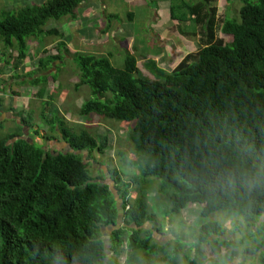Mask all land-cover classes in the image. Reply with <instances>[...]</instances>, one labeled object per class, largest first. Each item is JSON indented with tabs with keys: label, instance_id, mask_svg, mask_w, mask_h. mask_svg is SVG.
Instances as JSON below:
<instances>
[{
	"label": "trees",
	"instance_id": "1",
	"mask_svg": "<svg viewBox=\"0 0 264 264\" xmlns=\"http://www.w3.org/2000/svg\"><path fill=\"white\" fill-rule=\"evenodd\" d=\"M82 1L0 8V42L9 55L4 67L0 64V78L9 64L23 65L29 38L39 48L62 36L58 53L39 48L46 56L20 84L52 83L47 72L54 62L71 56L79 72L76 90L88 86L92 94L79 115L131 127L135 160H122L139 172L106 165L123 208V224L109 231L114 257L107 258L102 228L117 222L115 195L103 172L94 176L92 163L79 155L104 157L108 135L70 126L55 103L49 117L52 95L40 119L57 135L54 139L70 146L69 153H53L21 133L0 137V264H202V245L215 254L237 251L238 264H264V0H228L242 3L241 21H220L213 0H172L179 9L172 4L170 19L179 20L180 32L187 34L181 26L189 15L188 21L203 29L204 45L172 71L160 69L162 78L144 76L132 54L117 69L111 55L72 53L60 30H46L51 20L76 19ZM114 19L108 16L107 30ZM218 29L233 41L219 38ZM14 48L17 54L10 51ZM3 102L0 98V112L12 113ZM29 114L21 126L32 129L35 120ZM154 188L167 196L156 209L147 196ZM132 192L138 196L132 199ZM196 206L203 208V222L187 224L181 211ZM158 213L174 218L161 223ZM216 213L236 216L232 231L208 220ZM175 221L184 227L178 234L167 226ZM147 223L153 227L145 228ZM157 234L172 238L162 242ZM120 253L123 263L116 257Z\"/></svg>",
	"mask_w": 264,
	"mask_h": 264
},
{
	"label": "rangeland",
	"instance_id": "2",
	"mask_svg": "<svg viewBox=\"0 0 264 264\" xmlns=\"http://www.w3.org/2000/svg\"><path fill=\"white\" fill-rule=\"evenodd\" d=\"M171 1L172 0H99V3L105 4V18L108 20V16H116V19L112 20L111 27L108 30L106 22H103L102 27L99 24L91 39H89V36H91L92 32L85 31L84 28L81 27L83 26V23L81 26L75 25L76 22L73 24L71 23L72 21L70 22V20H66V17L61 20H51L48 23L46 30L56 28L63 32L65 35L64 40H71L70 49L72 53L82 50L87 53L93 52V54H97L98 56L111 55V63L117 69H123L127 55L132 54L138 59L139 68L144 76L150 78L159 76L162 78L161 76L164 77L165 74L160 69H164L168 72L172 71L188 53L197 52L204 45L203 29L196 28L194 23L188 21L190 20L189 15H186L187 22H182L184 24L181 26V29L187 34L180 32L179 26L181 24H179V20H175V22L170 19V8L172 4L173 8L178 6L179 9V2L174 1L171 3ZM187 1L190 3H196L200 0ZM213 1V6H217L218 18L220 21L225 18H238L239 21H241L240 11L242 3L240 1ZM8 5H10L9 0H0V8ZM177 12L179 11L177 10ZM131 13L133 14L132 18L135 19L133 21L129 18ZM69 17L71 18V16ZM91 19L93 21H98L97 18ZM78 20H80V18ZM117 25L119 27L118 29H116ZM217 35L219 38H223L227 43L233 41L232 35H224L220 29L217 30ZM30 39L32 43H30ZM61 40L62 36L52 37L51 39H47L44 44H41L39 48L43 45L49 49V54L58 53L57 46ZM34 42L35 41L32 38L27 40L28 53L30 56L33 55V66L31 67L33 69H30L26 73L38 70L40 66V57L46 56L41 53L39 48L35 49L36 44H33ZM0 50L2 51V58H4V48L3 43L1 42ZM14 51L15 54H17L16 48H14ZM38 55L40 57H38ZM1 61V67H4V60ZM3 70L5 69L3 68ZM159 72L160 74L158 75ZM47 74L50 75V81L52 83L46 85L40 84L38 86L26 83L23 86L27 89H21V87L18 86L17 89H14L16 91L10 90V93H7L8 95H4L6 97V102L9 103V107L7 108L4 105V101V108H6V110L12 108V113L14 114L7 112L6 116H4L2 122L4 125L0 123V137L5 138L12 134H20L22 131L23 138L29 140V137L33 136L34 141L43 145L46 150L51 149L53 153L57 151L69 153L71 150L69 149V146L65 144V141L54 139L57 135H55L49 127L42 125L40 119V116L46 107V102L49 101L50 96L53 95L54 98L51 101L54 102H50L47 109L49 117L52 118V111L53 107H55V103L61 116L66 119L70 126L82 127L92 134L98 133L101 135H108L109 147L104 157L95 155L94 160H88L86 153L78 154L82 155L87 163H92L91 170L93 171L94 176L100 177L103 172L104 183L110 185L113 191L116 192L114 190V183L108 172V167L106 166L108 163L119 170L124 169V172L127 174L139 172L136 167H132L128 162H123L122 160V156L129 160H135V155L132 153V143L129 139L131 127L128 124H117L112 121L103 120L98 115H92L89 117H81L79 115L83 102L90 98L92 94L88 86H81L76 90L75 82L78 81L79 72L77 64L71 56L64 58V61L57 60L54 62ZM40 75V72H38L34 76ZM27 76L29 77V75ZM54 77H56V79H54ZM5 87H7V85ZM19 89L23 90L25 93L20 94ZM15 92L18 94L14 95L13 93ZM9 96L11 99L8 98ZM3 100H5L4 97ZM8 113L13 116H10ZM28 114L35 120L34 128L29 129L27 126H21V128V119H23L22 117L27 118ZM35 130L40 131V135H36ZM154 189L155 191L152 192L148 189L147 196L150 207L156 209L154 205L162 202L161 206H163L167 201V196L165 192L162 194L158 192L157 188ZM136 192H132V199L138 196L136 195ZM120 203L122 205V201ZM202 209L201 206L184 209L181 211L180 218H183L187 224L200 225L204 219L201 216ZM178 217L179 216L176 218ZM172 218H174L173 215H171V217H164L162 214L158 213V221L161 223L163 221L166 224L168 220ZM212 219L220 221L228 231H232L230 228H232L236 216L228 213H221L220 215L216 213L208 218V220ZM167 226H173L176 234H178L179 231L184 230L183 225L178 221H175L172 224L168 223ZM171 235H174V233H171ZM171 235L159 236V234H157V238L159 241L167 242V240L172 238ZM109 249L110 244L108 250ZM202 250L205 254L201 259L202 264H238L242 259L241 256L236 253L237 251H223L215 254V252L207 245H202ZM112 255L113 253L110 252V258ZM116 257L123 263L124 253H120Z\"/></svg>",
	"mask_w": 264,
	"mask_h": 264
},
{
	"label": "crops",
	"instance_id": "3",
	"mask_svg": "<svg viewBox=\"0 0 264 264\" xmlns=\"http://www.w3.org/2000/svg\"><path fill=\"white\" fill-rule=\"evenodd\" d=\"M45 1L46 0H23V1H21V0H9L10 5L5 6V9L10 8V6H11V8H13V6H23V5L31 4V3L41 4ZM105 10H106L105 4L99 3V0H83L82 3L77 8V11H76V18L77 19H75L76 21L72 20V18H70V17H68V18L66 17V20H70V22L72 21L71 23H73V24H75L74 22H76L75 25H80V26L83 23V26H81V27L84 28L85 31L92 32L91 36H89V39H91L94 32L97 30L99 24L101 27H102L103 22L104 23L106 22V25H108V23H107L108 20L105 18V15H104V13H106ZM101 16L102 17L104 16L103 19ZM79 18L81 21L78 20ZM91 18H97L98 21H93ZM118 28L119 27L117 25L116 29H118ZM57 30H59V29H57ZM61 33H63V32H61ZM65 41H67L70 45L71 40L66 39ZM30 43H32L31 39H30ZM41 48H45V46L42 45ZM29 50H30V48H29ZM32 50H33V48H32ZM10 51L14 52L13 49H11ZM28 52L29 51L27 50L26 60L24 61L23 65H21L18 69H14L13 66L11 64H9V66H7V68H5V70H4L5 72H2L3 74H2V77L0 78V98L1 99H3V97L5 98L4 105L7 108L9 107V103L6 102V97L4 95H8L7 93H10V90L16 91L14 89H17L18 86L21 87V89H27L25 86L21 85L20 82L24 81L27 78V76H24L25 74H27L26 72H28L30 69H33V68H31L33 66V63H32L33 55L30 56V54ZM12 54H14V53H12ZM38 57H40V56L38 55ZM4 58H9V55H8V57H4ZM4 58H2V51L0 50V63L2 62L1 60H4ZM6 85H7V87H5ZM5 91H7V92H5ZM19 93L23 94L25 92L23 90L19 89ZM8 98H10V96ZM6 113L7 112H5V111L0 112V123L1 124L3 122L2 118H4V116H6Z\"/></svg>",
	"mask_w": 264,
	"mask_h": 264
},
{
	"label": "water",
	"instance_id": "4",
	"mask_svg": "<svg viewBox=\"0 0 264 264\" xmlns=\"http://www.w3.org/2000/svg\"><path fill=\"white\" fill-rule=\"evenodd\" d=\"M9 114V113H8ZM10 116H13L12 114H9ZM3 119V118H2ZM68 145V144H67ZM69 146V145H68ZM69 149H70V146H69ZM112 189V188H111ZM113 191V189H112ZM114 195H115V198H116V201H117V210H118V214H117V222L115 225H109L107 228H102V233H103V241L105 243V250H107V258H109L110 256V252L108 250L109 248V241H108V235H109V231L113 230V229H116V228H119L120 225L123 224V208H122V205H121V201L120 199L116 196L117 193L114 192ZM135 227V226H133ZM145 228L149 229L151 227V225L149 223L145 224L144 226ZM110 236V235H109Z\"/></svg>",
	"mask_w": 264,
	"mask_h": 264
},
{
	"label": "flooded vegetation",
	"instance_id": "5",
	"mask_svg": "<svg viewBox=\"0 0 264 264\" xmlns=\"http://www.w3.org/2000/svg\"><path fill=\"white\" fill-rule=\"evenodd\" d=\"M22 124V123H21ZM21 124H20V127H21ZM23 126V125H22ZM22 128V127H21ZM21 135H23V132L21 131ZM22 138H23V136H22ZM58 153V152H57Z\"/></svg>",
	"mask_w": 264,
	"mask_h": 264
},
{
	"label": "clouds",
	"instance_id": "6",
	"mask_svg": "<svg viewBox=\"0 0 264 264\" xmlns=\"http://www.w3.org/2000/svg\"><path fill=\"white\" fill-rule=\"evenodd\" d=\"M61 264H63V262L61 261Z\"/></svg>",
	"mask_w": 264,
	"mask_h": 264
}]
</instances>
